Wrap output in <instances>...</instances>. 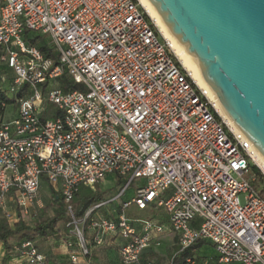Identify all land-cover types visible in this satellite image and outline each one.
I'll return each instance as SVG.
<instances>
[{
  "label": "built area",
  "instance_id": "built-area-1",
  "mask_svg": "<svg viewBox=\"0 0 264 264\" xmlns=\"http://www.w3.org/2000/svg\"><path fill=\"white\" fill-rule=\"evenodd\" d=\"M34 31L50 36L58 63L28 39ZM0 49L12 89H30L15 117L0 112V209L11 225L41 205L46 181L80 239L57 242L68 264H91L89 240L101 246L120 236V264H140L161 246L165 225L130 219L133 204L164 211L181 252L200 240L215 248L214 257L183 264H264V196L253 186V166L264 177L261 153L197 85L139 0H0ZM65 72L83 90L54 86ZM48 104L58 109L52 117ZM108 174L125 186L77 217L80 187ZM134 182L135 197L116 215L97 217ZM47 260L28 240L10 264Z\"/></svg>",
  "mask_w": 264,
  "mask_h": 264
},
{
  "label": "water",
  "instance_id": "water-1",
  "mask_svg": "<svg viewBox=\"0 0 264 264\" xmlns=\"http://www.w3.org/2000/svg\"><path fill=\"white\" fill-rule=\"evenodd\" d=\"M264 157V0H148Z\"/></svg>",
  "mask_w": 264,
  "mask_h": 264
},
{
  "label": "trees",
  "instance_id": "trees-1",
  "mask_svg": "<svg viewBox=\"0 0 264 264\" xmlns=\"http://www.w3.org/2000/svg\"><path fill=\"white\" fill-rule=\"evenodd\" d=\"M26 35L32 43L40 47L47 57L52 58L55 64L58 63L59 53L51 45L40 40L41 36H32L29 32H27ZM2 71H5V69ZM53 85L59 86L65 91L73 89L83 90V86L74 82L67 72H65ZM12 87L13 84L11 85V90L15 93L14 97L9 96V91L4 87L3 83L0 85V112L2 115L9 105H15L16 107L20 98H26L30 94L28 85H24L15 90H13ZM253 171L257 174L253 186L259 189L260 194L264 196V177L260 174L256 166H253ZM123 182L126 183L127 180L122 178L118 179L117 186L121 185ZM115 189L116 188L102 189L101 181L97 182L93 187L81 186L73 200L75 215L79 218L84 217L87 211L93 206L109 199L111 192ZM70 220L68 207L64 198L60 193L52 189L51 202L41 207L39 211L33 215L31 220L20 218L18 222L11 225L4 214L3 217L0 218V243L5 250L4 261L7 262L10 260L15 253L16 247L20 246L25 241L31 240L35 242L38 238L42 240H48L50 238H56L57 240L61 238H73L71 234L72 227L69 225ZM89 226L90 221L88 220L86 222V227L88 228ZM204 243L206 242L202 240L197 241L183 252L180 251L179 247H176V250L173 251L172 254L166 255L165 257H160L156 255L155 252L148 250L143 254L140 264H146L148 258L152 257L154 258L152 264H183L188 257H193L200 261L201 257L196 253ZM35 244L37 245L36 242ZM166 261L168 263H166ZM47 262L51 264L49 257ZM62 264L68 263L65 262Z\"/></svg>",
  "mask_w": 264,
  "mask_h": 264
},
{
  "label": "rangeland",
  "instance_id": "rangeland-1",
  "mask_svg": "<svg viewBox=\"0 0 264 264\" xmlns=\"http://www.w3.org/2000/svg\"><path fill=\"white\" fill-rule=\"evenodd\" d=\"M29 34H31L32 36H36V35L41 36L40 40L44 41L48 45H51L56 50L54 44L52 43L50 36L40 35L39 32H36V31L29 32ZM0 55H1V49H0ZM2 67L4 68L5 66H4V63L0 61V70ZM7 69H8V67H7ZM2 76L6 77L3 85L5 88L8 89L9 96L14 97L15 93H14V91L11 90V85L13 84L12 79H14V73L12 71L3 72V73H2V71H0V79ZM47 110H48V116L52 117L57 113L58 109L55 105L48 104ZM15 111H16L15 105H9L6 109L5 119L12 118V115L15 113ZM104 179H105L104 182L101 183L102 189H107V188H113L114 189V188H116L115 190H113L111 192L109 197L116 195L119 192V190L125 186L124 182L121 183V185L117 186V179L114 177V174H109ZM135 195H136V182H134L130 185L128 191L126 192V194L121 199L117 200L115 203H111L109 206L114 208L117 206V204L121 203L123 200H130L133 197H135ZM50 202H51V189H50L48 183L46 181H43L42 190H41V205L35 206L27 215L22 216V219L31 220L33 215L35 213H37L41 207L47 205ZM102 212H103V209L98 211L97 217H98V214H101ZM126 214L130 219L146 220V219L152 218L154 216L155 217H161L162 216V217L166 218V220L168 219V215H166V213L163 212L161 209H156L153 207H148L147 209H139L134 204L129 206L126 209ZM3 215H4V212L2 211V209H0V218L3 217ZM167 221H169V220H167ZM167 225H169V224H167ZM137 226H140V225L137 224ZM56 240H57L56 238H50L48 240H42V239L38 238L35 241L37 243L39 249L42 250L43 252H45L49 256L51 264H56L54 258L51 256V249L56 251L57 247H58V246H56V243H57ZM72 241L74 242L75 245L80 244V239L77 236H74L72 238ZM122 242H123V240L120 236L117 237L115 240H112V241L107 240L101 246H95V245L91 244L90 240H89L88 243H89V247L91 249V254H90V256H86V258H88L90 260L91 264H120L117 245H120ZM173 247L174 246H172L171 243L167 242V243H163L159 247L153 246V249H155V248L157 249V252H155L156 255H158L160 257H165L166 255L173 253ZM58 249H60V248L58 247ZM1 250H2V247L0 245V252H1ZM62 253L64 254L66 252L62 251ZM196 254H198V256H200L201 259L202 258H212L216 254V251H215V248L212 246V244L204 243L203 246L197 250ZM57 257H56V259H58L57 260L58 263L65 262V260H62L63 256L59 255ZM153 259L154 258L152 257L151 260L153 261ZM166 263H168V262L166 261ZM234 264H237V263H234Z\"/></svg>",
  "mask_w": 264,
  "mask_h": 264
},
{
  "label": "bare ground",
  "instance_id": "bare-ground-1",
  "mask_svg": "<svg viewBox=\"0 0 264 264\" xmlns=\"http://www.w3.org/2000/svg\"><path fill=\"white\" fill-rule=\"evenodd\" d=\"M139 1L145 7L149 15L154 19L157 27L159 28L163 36L169 41L171 47L178 55L179 59L182 61L184 67L190 72L192 78L196 81L197 85L206 90L208 96L213 98L217 102V107L219 111L225 117H228L227 113L225 112L224 108L222 107L221 103L216 97V94L208 85V83L205 81L201 71L199 70L197 66L196 58L193 55L189 54L185 49V47L182 44H180L177 41V39L174 37V35L167 29V27L163 23L162 19L156 12L153 5L148 0H139ZM261 160L264 163V157L262 155H261Z\"/></svg>",
  "mask_w": 264,
  "mask_h": 264
},
{
  "label": "crops",
  "instance_id": "crops-1",
  "mask_svg": "<svg viewBox=\"0 0 264 264\" xmlns=\"http://www.w3.org/2000/svg\"><path fill=\"white\" fill-rule=\"evenodd\" d=\"M1 61V60H0ZM4 68L2 67L1 68V70L0 71H2L3 69H5V71H2V73L3 72H10V71H12L13 73H14V71L12 70V69H10L7 65H6V63H4ZM7 67H8V69H7ZM3 78H6V77H4V76H2ZM14 77H15V74H14ZM13 80V79H12ZM4 83V82H3ZM17 106H16V111H15V113L12 115V118L13 117H15L16 116V114H17ZM7 109V108H6ZM5 114H6V111H5V113H4V117H5ZM109 175V174H108ZM114 177L118 180V179H120L121 177H119L118 175H116V174H114ZM104 180L105 179H103L102 181H101V183L102 182H104ZM51 189V188H50ZM115 203V202H114ZM122 203V202H121ZM121 203H119V204H117V206L116 207H114V208H112V207H110V206H107V207H104V208H102L103 209V212L101 213V214H98L99 216H102V217H112V216H114V215H116L119 211H120V209H121ZM8 206H9V208L11 207V209H14V204H13V202H12V199H8ZM164 212V211H163ZM167 215V214H166ZM152 218H154V219H157L159 222H161L163 225H165V232L164 233H162V234H160L158 237H157V240H159V241H161L162 243H167V242H169V243H171V245L172 246H174L173 247V251H175L176 250V247H179L178 246V239H177V235L175 234V233H172L171 231H170V222L169 221H167V220H169V219H167L166 220V218H164V217H152ZM167 224H169V225H167ZM115 240V239H114ZM56 242H58V240L56 241ZM123 243V242H122ZM121 243V244H122ZM207 243V242H206ZM120 244V245H121ZM0 245H1V247H2V250H1V252H0V260H3L4 261V255H5V250H4V248H3V245L0 243ZM58 245V243H56V246ZM120 245H117V248H118V255H119V260H120V252H119V248H120ZM159 247V246H158ZM56 250V249H55ZM149 251H152V252H157V249L155 248V249H153V247H151L150 249H148ZM148 250H146L145 252H147ZM42 251V250H41ZM62 251H64V250H62V249H58V247H57V250L56 251H54L53 249H51V256L54 258V260H55V262H56V264H62V263H68V257H67V254L66 253H62ZM43 252V251H42ZM57 252V253H56ZM145 252L143 253V254H145ZM43 253H45V252H43ZM46 254V253H45ZM47 255V254H46ZM63 256V259L62 260H65V262H61V263H58L57 262V260L58 259H56V257L57 256ZM14 256V255H13ZM66 256V257H65ZM143 256V255H142ZM215 256V255H214ZM213 256V257H214ZM47 257H49L48 255H47ZM13 258V257H12ZM11 258V259H12ZM58 258V257H57ZM60 258V257H59ZM11 259L10 260H8L7 262H5L4 261V263L5 264H10V261H11ZM147 262H152V260H151V258H148V260H147Z\"/></svg>",
  "mask_w": 264,
  "mask_h": 264
}]
</instances>
